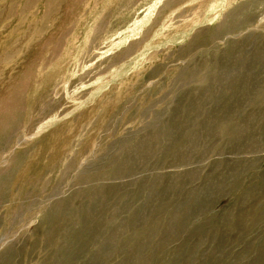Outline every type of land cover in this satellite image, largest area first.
Here are the masks:
<instances>
[{
  "label": "rangeland",
  "instance_id": "obj_1",
  "mask_svg": "<svg viewBox=\"0 0 264 264\" xmlns=\"http://www.w3.org/2000/svg\"><path fill=\"white\" fill-rule=\"evenodd\" d=\"M8 262L264 264V0H0Z\"/></svg>",
  "mask_w": 264,
  "mask_h": 264
},
{
  "label": "bare ground",
  "instance_id": "obj_2",
  "mask_svg": "<svg viewBox=\"0 0 264 264\" xmlns=\"http://www.w3.org/2000/svg\"><path fill=\"white\" fill-rule=\"evenodd\" d=\"M229 19V27L231 28V29H233L234 27H237L238 25H241V23H237V22H239L238 20H240L241 19V17L240 18H235L234 19V17H233V19H231L230 17H228ZM230 19H231V21H230ZM248 19V18H247ZM226 26H228V24L226 25ZM221 27V26H220ZM222 28H225V26H223ZM225 29H227V27L225 28ZM243 78V77H242ZM244 79V78H243ZM247 79V78H246ZM242 83H243V85L242 84H237L236 82H232V83H229V87L232 89V90H237V88L238 87H243V89H247L246 88V86L248 85V84H246V82L244 81V80H242ZM236 84V85H235ZM215 117H217V115H215ZM217 118H215V120H216ZM161 127L162 125H160V123L158 124V126L157 127ZM179 126V123H178V121H176V122H174L172 125H171V127H170V129H172V131H167V129H166V132H164V133H162L161 134V136L162 135H164V136H167V137H170V138H172V139H174L175 138V135H176V133H175V131H174V129L175 128H177ZM159 131H161V130H159ZM162 132V131H161ZM178 136H179V134H178ZM244 136V135H243ZM178 138V137H177ZM196 138V136L194 135L193 137H192V140L193 139H195ZM197 139V138H196ZM255 138H250V139H248V143H250V144H252V145H254L255 144V140H254ZM195 141V140H194ZM254 141V142H253ZM6 142V141H5ZM8 145V144H7ZM132 158V157H131ZM130 158V159H131ZM133 159V158H132ZM129 161V163H131V160H128ZM78 164H79V162H78ZM2 166V165H1ZM119 166H121V165H119ZM114 171H116V170H114ZM114 175H117L116 173L115 174H113V175H109L108 177H106V178H112ZM6 176V175H5ZM100 189H103V186H100ZM99 191V190H98ZM113 193V192H112ZM95 197L96 196H94V203H97V201L95 202ZM105 201V200H104ZM59 203H62L63 205L61 206V207H59V208H56V209H54V208H52V206H51V211H52V218H49V222H51V224L53 223V222H56L57 220L56 219H58V217L59 216H61V217H63V218H67L68 217V215H70V213H69V211H68V209H66V205H65V203L66 202H59ZM100 204V203H99ZM96 206V205H95ZM89 209H91V208H89ZM94 209V208H93ZM66 211H68V212H66ZM88 211V210H87ZM94 211V210H93ZM247 213V211L245 212V213H243V214H246ZM243 214H240V218L243 216ZM95 215V214H94ZM51 217V216H50ZM47 218V217H46ZM68 220H72L71 218H68ZM68 230V229H67ZM65 231V235H66V241H67V244H68V248H70L71 250H72V248L74 247V244L76 243V245L79 243V242H77L79 239V237L81 236V235H79L80 233H71V232H69V231ZM79 235V236H78ZM83 235H85V234H83ZM113 235V234H112ZM55 236H58L57 235V233L55 232ZM53 237H54V235H53ZM82 237V236H81ZM55 239V238H54ZM110 251V250H109ZM111 252V251H110ZM107 255V254H106ZM179 256V252L177 251V257ZM62 257H64L63 259H62V261H64V260H66V259H68L69 257H71V256H69V255H64V254H62ZM99 258V257H98ZM179 261V260H178ZM7 262V261H6ZM7 264H9V262L7 263ZM89 264H90V262H89ZM94 264V263H93Z\"/></svg>",
  "mask_w": 264,
  "mask_h": 264
}]
</instances>
